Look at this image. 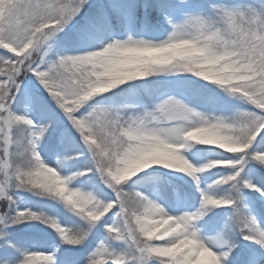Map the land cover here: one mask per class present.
<instances>
[{
  "label": "snow or ice",
  "instance_id": "6c2138e0",
  "mask_svg": "<svg viewBox=\"0 0 264 264\" xmlns=\"http://www.w3.org/2000/svg\"><path fill=\"white\" fill-rule=\"evenodd\" d=\"M264 264V0H0V264Z\"/></svg>",
  "mask_w": 264,
  "mask_h": 264
},
{
  "label": "rangeland",
  "instance_id": "374dc122",
  "mask_svg": "<svg viewBox=\"0 0 264 264\" xmlns=\"http://www.w3.org/2000/svg\"><path fill=\"white\" fill-rule=\"evenodd\" d=\"M38 264H39V262H38Z\"/></svg>",
  "mask_w": 264,
  "mask_h": 264
}]
</instances>
